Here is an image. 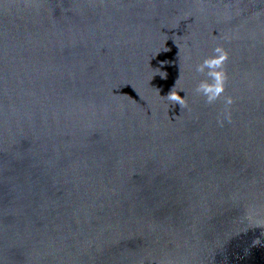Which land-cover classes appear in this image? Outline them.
<instances>
[{"label": "water", "instance_id": "1", "mask_svg": "<svg viewBox=\"0 0 264 264\" xmlns=\"http://www.w3.org/2000/svg\"><path fill=\"white\" fill-rule=\"evenodd\" d=\"M0 264H264V0H0Z\"/></svg>", "mask_w": 264, "mask_h": 264}, {"label": "clouds", "instance_id": "2", "mask_svg": "<svg viewBox=\"0 0 264 264\" xmlns=\"http://www.w3.org/2000/svg\"><path fill=\"white\" fill-rule=\"evenodd\" d=\"M228 58L227 51L220 45H217L211 55L206 56L202 62L196 65V71L203 75V79H201L196 85V91L199 94H202L209 104L221 98L222 94L225 90V80L226 74L223 69L224 62ZM162 77V76H161ZM162 78H167V75ZM176 83V82H175ZM175 85L166 95L168 101L171 104L178 103L181 106V110L186 107V95H179V90H174ZM232 98L225 97V104H232ZM227 116V113L225 114Z\"/></svg>", "mask_w": 264, "mask_h": 264}]
</instances>
